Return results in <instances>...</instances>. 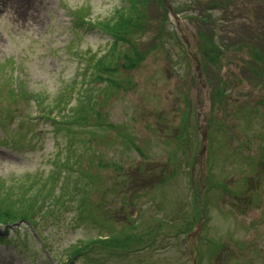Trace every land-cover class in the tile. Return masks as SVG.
Listing matches in <instances>:
<instances>
[{"label": "rangeland", "instance_id": "374dc122", "mask_svg": "<svg viewBox=\"0 0 264 264\" xmlns=\"http://www.w3.org/2000/svg\"><path fill=\"white\" fill-rule=\"evenodd\" d=\"M141 1L142 58L97 80L131 53L103 25ZM258 39L264 0H0V193H45L0 264H264Z\"/></svg>", "mask_w": 264, "mask_h": 264}, {"label": "trees", "instance_id": "16d2710c", "mask_svg": "<svg viewBox=\"0 0 264 264\" xmlns=\"http://www.w3.org/2000/svg\"><path fill=\"white\" fill-rule=\"evenodd\" d=\"M138 5H135V9L133 10L134 13L132 14L131 17L127 16H120L117 21L112 22V23H106L103 25V29L108 33L114 36L115 42H123L127 44L131 48V53L126 54L124 56L125 62L123 64L116 63L113 59L114 57L109 60L107 59V56H104L101 60H98L95 64L96 71L94 74L96 75V78L99 80L105 79L106 81H111L114 83L115 81H112L110 76L113 75L115 72H117L121 67L124 69L131 70L135 62H139L141 56L140 49L136 46V44L131 41L132 40V32L135 29H139V23H143L147 21V9H145V4L144 1H141L140 3H137ZM205 13L208 12H203V14L198 17V26L202 25L201 27H206L208 28L207 24L201 23V17H204L207 19V22H210V15H204ZM203 15V16H202ZM250 32V30H249ZM131 38V39H130ZM202 41L201 43H205L207 46L210 47L209 44H212V41H208L205 36H201ZM204 40V41H203ZM259 44H264L263 42H260V39H258ZM216 45V44H215ZM226 51V49H225ZM219 52V51H218ZM221 54L215 55L216 57L222 56L223 55V49L220 50ZM113 53V52H112ZM264 55V52H254L252 56L256 61L254 60L255 63L260 62L259 60L261 59V55ZM218 59V58H217ZM116 66V67H114ZM1 75H0V80H1ZM115 84V83H114ZM117 86V84H115ZM19 90L21 89V85H19ZM217 93V92H216ZM5 99V98H4ZM13 100H19L16 96L13 97ZM63 101L62 96L58 100V105L61 104ZM63 106V105H60ZM65 169V167H63ZM1 190V189H0ZM16 191H11L10 193H0V223L1 224H9L11 222H14L17 219H22L24 217H27V215L33 211L32 208L36 207L38 197L37 194L34 193V196L32 197H25L26 193L28 190L26 188L20 187V190L15 189ZM17 192V193H15ZM20 192V193H19ZM16 194H18L16 196ZM36 202V203H35ZM15 204V206H13ZM8 206L9 212H4L1 206Z\"/></svg>", "mask_w": 264, "mask_h": 264}, {"label": "bare ground", "instance_id": "6f19581e", "mask_svg": "<svg viewBox=\"0 0 264 264\" xmlns=\"http://www.w3.org/2000/svg\"><path fill=\"white\" fill-rule=\"evenodd\" d=\"M38 1V0H35V2Z\"/></svg>", "mask_w": 264, "mask_h": 264}, {"label": "water", "instance_id": "95a60500", "mask_svg": "<svg viewBox=\"0 0 264 264\" xmlns=\"http://www.w3.org/2000/svg\"><path fill=\"white\" fill-rule=\"evenodd\" d=\"M199 68L197 67V70H198Z\"/></svg>", "mask_w": 264, "mask_h": 264}]
</instances>
